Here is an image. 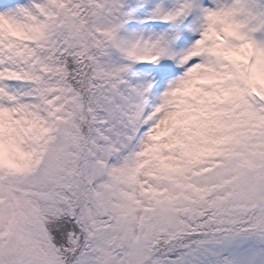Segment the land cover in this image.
Returning a JSON list of instances; mask_svg holds the SVG:
<instances>
[{
	"label": "snow or ice",
	"instance_id": "6c2138e0",
	"mask_svg": "<svg viewBox=\"0 0 264 264\" xmlns=\"http://www.w3.org/2000/svg\"><path fill=\"white\" fill-rule=\"evenodd\" d=\"M0 264H264V0H0Z\"/></svg>",
	"mask_w": 264,
	"mask_h": 264
}]
</instances>
